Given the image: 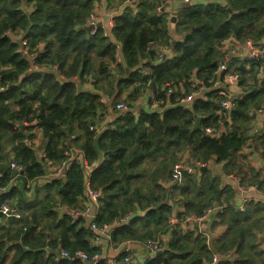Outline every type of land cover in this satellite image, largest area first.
<instances>
[{"label": "trees", "instance_id": "obj_1", "mask_svg": "<svg viewBox=\"0 0 264 264\" xmlns=\"http://www.w3.org/2000/svg\"><path fill=\"white\" fill-rule=\"evenodd\" d=\"M160 1L140 0L135 15L131 9L124 10L115 17L113 37H109L102 27L94 34L79 29L93 10V0H37L28 14L16 1L8 4L0 0L3 185L12 177L13 170L6 163L11 153L27 168L16 185L8 191L0 190V205L15 204L20 213L18 219H8V227H0V264L6 262L12 249V263L26 264H83L78 259H55L52 255L59 247L70 253L99 250L91 246V231L84 218L73 219L67 214L60 217L55 209L58 202L79 206L84 195L85 173L75 161L70 162L63 178L49 180L44 190L31 199L27 197V180L45 172V161L28 144L29 126L23 125L25 121H33L43 130L44 151L56 162L67 157L66 141L77 144L89 162H99L91 175V186L102 191L97 223L112 226L118 218L130 215L127 223L113 226V244L146 241L170 233L167 248L148 264H211L215 252L227 251H234L236 256L222 257L214 264H258L257 256L264 250L255 243L256 237L246 238V223L254 211L264 212V203L253 204L244 212L228 206L220 214L228 230L211 248L203 233L195 228L183 230L180 222L171 225L170 217L175 213L182 221L188 214L202 215L210 205L233 197V189L222 187L210 171H203L200 178L186 174L177 200L173 198L177 194L171 191L174 188L165 187L161 180L168 173L170 177L177 151L183 147L190 148L198 160L231 161L252 138L246 130L251 126L253 111L264 104V82L256 84L254 76L264 65V58L249 63L250 68L245 60L236 63L241 83L246 85L251 78L253 84L237 98L228 130L220 138H213L204 134V129L218 125L220 118L222 98L214 87L221 59L219 46L232 35L255 41L264 35V0H226L225 4L202 0L183 5L177 13L176 32L182 39L173 43L176 54L156 62L160 52L152 46L148 49V44L157 42L161 46L173 39L168 16L156 10ZM9 30L22 31L28 40L24 51L6 35ZM143 60H148L144 64L150 70L148 74L139 70ZM126 67L129 76L116 82L115 71L122 73ZM75 78L80 82L92 79L96 86L115 93V99L124 87L140 81L167 107L163 113L144 111L139 115L130 109L118 114L113 125L98 134L101 113L109 107L100 94L79 90ZM191 78L201 81L207 91L195 97L189 107L180 100L189 93ZM166 82L184 83L185 88L168 99L163 88ZM198 115L203 117L199 128L195 124ZM261 139L264 144V136ZM174 205L182 206V210L175 212ZM0 216H4L2 211ZM263 227L258 222V229ZM46 244L53 248L48 255ZM98 264L109 263L102 258Z\"/></svg>", "mask_w": 264, "mask_h": 264}, {"label": "crops", "instance_id": "obj_2", "mask_svg": "<svg viewBox=\"0 0 264 264\" xmlns=\"http://www.w3.org/2000/svg\"><path fill=\"white\" fill-rule=\"evenodd\" d=\"M12 1H16L19 9L22 10L23 13H27V14L33 11L37 4V0H7L8 4L11 3ZM200 1L202 0H193L192 3L199 4L201 3ZM209 1L220 2L224 4L226 3V0H209ZM178 2H179L178 0H161L160 2L157 3L158 4L156 8L157 12H163L168 16L169 31L174 40L173 39L170 40L171 42L170 44H165L161 46L159 44H156L157 42H153L155 40L153 39L150 40L151 42H153V45L148 44L149 46L148 49H151V46L153 48H158V51L162 54V56L161 55L157 56L155 60L156 62H159L160 60L163 61L164 59L168 57L175 56L176 53L173 48V45H174L173 43L176 40L182 39V36L179 34L176 38L174 37L172 26H171V17L173 16V14L178 13V10H179ZM202 2L207 3L208 1L203 0ZM139 3H140V0H135V1H131V0H93V10L91 11L90 15L86 17L85 25L80 26L79 29H85L88 32H91L86 27L90 26L89 19H90V16L93 14L97 17V23L99 24V27H102L104 29L105 34H108L109 37H113L112 31L115 26V17L117 15H120L126 9H131L134 15L137 14L138 9H139L138 8ZM158 7L162 9L159 10ZM163 7L165 8V10ZM6 35L12 40L14 39L17 41L20 47V51H24L27 48L28 40L24 37V34L22 33L21 30H17V31L9 30L6 32ZM262 39H264V35L256 42ZM42 46L43 44L40 45V48H42ZM146 61L148 60L141 61L139 70L148 74L150 70L148 67L144 65ZM147 70L148 72H146ZM128 76H129V69L126 67V69L122 73L120 72V70L115 71L114 78H115V81H117L119 78H127ZM254 77L256 78V80L254 81L256 84L260 85L261 82H264V65H262V67L260 68L256 76ZM248 80L249 81L246 82V85H243L240 79L237 81V83L230 82L228 85L230 86V88H232L236 92L237 97H241L243 93H245L253 84V81L251 80V78H249ZM77 81H78L77 87L79 90L81 91L86 90V91H91L96 94H100L101 101L104 102L105 105L109 107V111L104 112L105 111L104 110L101 113V120H99L97 124V126L99 127L98 128L96 127V131L98 134L101 133L104 129L108 128L109 126H112L113 121L115 120L118 114H121L130 109L134 111L136 115H139V113L144 112V111L145 112H152V111L157 112L158 111L159 113H163L164 109L167 107L166 104L162 105L163 104L162 101L157 100L155 96L152 95V92L149 90V87L140 81L138 83L130 84L127 87H124L121 95L118 97V98L120 97L123 98V100L121 101H117L118 98L115 99V95H116L115 93H112L109 90H105L103 87L96 86L92 79H87L84 82H80L79 79ZM189 82L191 83L189 93H184L182 99L185 97L186 94H190L191 92H194L196 94L195 96L196 98L201 95L204 96V93L207 91V89H205L206 87L203 86L201 81L191 78ZM183 87L185 88L184 83L175 84V83L166 82L163 85V88L167 93L168 99H169V96L172 95V93L178 92V89L183 88ZM2 89L3 87L0 84V90ZM170 89H172V91H170ZM109 98H112V100ZM182 99L180 100V102L183 103L184 105L189 106V107L193 105L194 99L192 101H184V102H182ZM118 102H125L126 104H128V108L126 110L115 109V105ZM263 107H264V104L262 105V108ZM220 109L218 110V115L220 117L218 119L219 121L218 125H208V126L215 127L218 130L219 132L218 138H220L221 135L224 132H226L228 128L232 125L231 112L224 113V112H221ZM252 116H253V119L251 122V126L246 130L248 134L252 136V138H250L246 142V144L237 153L234 154L233 159L231 161L219 162L216 159H212L209 162H205L202 160H198L192 156V151L188 147H183L177 151L178 157L176 161L172 164H175L174 166H176L177 164H181L183 166V169L180 172L179 178L175 180L172 178L173 169H174L172 168V172H170L171 173L170 177L168 178V175H169L168 173V175L163 180H161V183H163L165 187L174 188V189H171L173 193L177 194L176 196H173L174 199L178 200V198L180 197L179 190L181 186L183 185L184 175L186 174L193 175V176H196L197 178H200L203 171H210L214 176L218 177L222 187L229 186L233 189V197H230L228 200H225L221 203L212 204L209 207L225 205L226 207L225 209L227 210L228 206L229 207L233 206L232 208H235L238 211L244 212L248 208L253 206V204H258V203L263 204L264 203V144L261 139L262 136H264V113L260 112V109H257L253 111ZM199 118H201V120H200V123L198 124ZM202 119H203L202 116L198 115L196 117L195 119L196 127L198 128L201 127ZM27 133L29 136L27 139L28 144L35 150V152L39 155L40 158H44L42 157V155H40L41 152L44 151V144L46 143V138L44 136L43 130L36 125L30 124L27 130ZM204 134L210 137H213L210 134L206 133L205 129H204ZM69 144L75 150L81 151V154H78L77 156H73V153L70 151L72 154L71 161H75L77 164L80 165V162L84 161L82 158H85L84 152L78 147L74 146L73 142H69ZM64 151H66V149ZM9 158L10 157H8V159ZM42 160L45 161V163H43L44 164L43 168L45 169V172L42 175H38L33 179L35 184L33 185L32 188H28V190L25 189L26 195L30 199L35 196L37 191L42 190V189L44 190L45 186L49 182V180L44 179V177L48 173L52 172V168H53V176H54L53 179L55 178V175H54V172H56L55 167L61 162V160L59 162H56L55 160L51 159L48 156ZM85 160L87 159L85 158ZM94 162H96L97 164L99 163L98 161H94ZM201 164H203V166H201ZM187 165L194 166L195 167L194 172L192 173L188 172L185 168ZM64 176L65 174L62 175L60 178H63ZM5 190L8 191V189H5ZM97 190H100V189H97ZM80 199H81V202L79 206L81 204H84L86 206L85 209H83L82 211H84L85 213H88V216H87L88 218L82 217V216L74 217L71 214V209H74L75 207H78V206H67L65 204L58 202L55 209L58 211V215L60 217L67 214V215H70L73 219H77L81 217L84 218L85 226L89 229L88 227L90 223L89 218H91L94 214L96 215V218H97L98 212L100 210L101 197L98 198L97 201H92L91 199L87 198V196L85 195V191H84V195L81 196ZM9 205H10L9 208L7 209L5 208L2 209L0 206V211H2V213L4 214L3 217L0 216V227H8L9 226L8 219L10 218L18 219L20 216L18 207L15 204L14 205L9 204ZM62 205H64L68 209L62 208L61 207ZM173 208L175 212L177 210H182V206H179V205H174ZM224 212L225 210L223 212L217 211L209 215L204 222H197L191 227L203 233V235L208 238V242L210 243L211 248L213 246V243L217 241L222 235H224L226 231L228 230L227 224L222 222L221 217H220V214ZM262 216H264V212L260 210H256L247 219V221L252 220V222L246 221L247 231H248L246 238L250 240L253 237H256L255 243L258 245L260 249L264 250V227L262 229H258V222L264 225V218H262ZM129 217L128 219H125L124 217L118 218L115 221L114 225H119L121 223L122 224L127 223V221L129 220ZM259 218L261 219V221H259ZM121 219H125V220L118 222V220H121ZM179 224L181 225L180 227L183 230L190 229L189 227H185L182 222H180ZM114 225L113 224L112 226L109 224L103 225L107 228V235L109 236V238L104 237L102 241L95 242L92 240V237L90 236L91 246L98 248L99 249L98 251L101 253L102 257L106 259L107 261L113 258L118 259V257L127 249L129 250L130 253H132L133 262H134V263L132 262L133 264H148L159 253V251L156 252L155 254L151 252V250H149L144 245V241L127 240L119 244H113L111 242V230ZM159 238H161L163 242V245L161 248V250L163 251L167 248L168 240L170 238V233H163L161 237ZM47 245L49 244H46V246ZM45 247H44V250H45ZM61 249H65V248L59 247L55 249L54 252L56 253L57 251H60ZM77 250H75L74 252H76ZM14 254H15V250L12 249L4 264H26L25 262L12 263V258ZM227 254L229 255V257H226ZM46 255H48V253H46ZM216 255H219L220 258L224 257L227 259L234 258V256H236L234 251H227L225 253L215 252L214 256ZM52 256L55 259H60V256H56V255H52ZM257 260H258V264H264V254L257 256Z\"/></svg>", "mask_w": 264, "mask_h": 264}, {"label": "built area", "instance_id": "obj_3", "mask_svg": "<svg viewBox=\"0 0 264 264\" xmlns=\"http://www.w3.org/2000/svg\"><path fill=\"white\" fill-rule=\"evenodd\" d=\"M131 1H135V0H131ZM178 1H179L178 8H181L185 4L192 3L193 0H178ZM158 9L160 10L162 8L158 7ZM89 25L93 26L92 33H95L98 27V23H97V17L93 14L90 16ZM219 50L221 52V59L219 60V65L217 69L218 76L214 80V87L219 89V96L220 98H222V100H220L221 112L230 113L236 107L237 98H238L236 96V92L228 85L230 82L237 83V81L239 80V73L236 69V63L240 62V60H245L248 62L247 68H250L249 63L253 61L255 62L260 61L262 58H264V39L256 42L251 38H246L242 40L232 35L222 41L221 45L219 46ZM159 55L162 56L161 53H159ZM146 72H148V70ZM170 91H172V89H170ZM195 96L196 94L194 92H191L190 94H186L185 97L182 99V102L192 101L195 98ZM127 108H128V104H126L125 102H118L115 105V109L117 110H126ZM260 112L264 113V107L260 108ZM205 132L210 134L214 138H218L219 132L215 127L207 126L205 128ZM66 144L67 146L64 154L67 155V157L63 158L61 162L55 167V171H56L54 172L55 177L57 176L61 177L62 175L65 174L66 169L69 168L72 159L71 152L73 153V156H77L78 154H81V151L75 150L69 144V142H66ZM40 155H42V157L44 158L47 157V154L44 151L41 152ZM12 156L13 155H11V157L9 158L10 160L8 159L9 163L8 160L6 161L9 167H11V169L13 170L12 177L9 179V182H7L4 185H3V181H4L5 173L2 162L0 163V190L3 189L2 191H5L6 187L10 188L12 184H16L19 181L18 179L20 178L19 176L21 175L24 176L27 170L24 164L16 161ZM82 159L84 161L80 162V166L83 168L86 177L85 195L87 196V198L91 199L92 201H97L98 198H100L102 195L101 190L94 189L91 186L92 171L97 166V163L89 162L85 160V158ZM201 166H203V164H201ZM173 168L174 169H173L172 178L175 180L179 178L183 166L181 164H177ZM185 168L190 173L194 172L195 170V167L192 165H187ZM53 177L54 176H53V168H52V172L45 175L44 179L53 180ZM34 184H35L34 180L31 179V180H27L26 186L27 188H32ZM0 206L2 209L4 208L7 209L9 208L10 205L9 203L4 202ZM61 207L64 209L65 208L68 209L64 205H62ZM85 207L86 206L84 204H81L80 206L71 209V214L74 217L82 216L88 218L87 217L88 213L82 211L83 209H85ZM225 208H226L225 205L211 206L207 208L202 215L199 216L191 215V214L185 215L182 221H180L179 218H177V215L173 213L172 216L170 217L169 222L171 225H175L178 222H182L185 227L191 228L197 222H204L209 215L217 211L223 212ZM128 217L129 215L124 216L125 219H128ZM89 219H90V223L88 227L92 232L91 237L93 241L100 242L103 240L104 237L109 238V236L107 235V228L97 223L95 214ZM125 219L118 220V222H121L122 220ZM144 245L149 250H151V252L155 254L156 252L161 250L163 242L161 238L157 237L154 239H148L147 241L144 242ZM45 250L46 253L48 254L53 251L50 245H47L45 247ZM123 253H126V255L123 257L122 260L113 258L108 260V263L133 264L134 262H133L132 253H130L129 250L127 249ZM55 255L60 256V258L78 259L81 262H83V264H98L99 261L102 260L103 258L99 251L90 253L82 249H79L74 253H70L66 249H61L60 251H57ZM226 257H229V255L227 254ZM219 259H220L219 255L214 256L211 264L216 263Z\"/></svg>", "mask_w": 264, "mask_h": 264}, {"label": "water", "instance_id": "obj_4", "mask_svg": "<svg viewBox=\"0 0 264 264\" xmlns=\"http://www.w3.org/2000/svg\"><path fill=\"white\" fill-rule=\"evenodd\" d=\"M177 20H178V16L176 14H174L172 17H171V26H172V31H173V34H174V37L176 38L178 36V33L176 32V23H177ZM99 25V24H98ZM88 30H91L93 27L92 26H88L86 27ZM176 40V39H175ZM200 120L201 118L198 119V124L200 123ZM162 252V251H160Z\"/></svg>", "mask_w": 264, "mask_h": 264}, {"label": "clouds", "instance_id": "obj_5", "mask_svg": "<svg viewBox=\"0 0 264 264\" xmlns=\"http://www.w3.org/2000/svg\"><path fill=\"white\" fill-rule=\"evenodd\" d=\"M180 9V8H179ZM164 10H165V8H164ZM178 10V9H177ZM176 10V11H177ZM177 16H178V14L177 13H175ZM174 15V14H173ZM91 26V25H90ZM93 27V26H92ZM98 27H99V25H98ZM97 27V28H98ZM93 29V28H92ZM92 29L90 30L91 31V33H92ZM92 34H94V33H92ZM25 123H28V124H25ZM23 124L25 125V126H29L30 124H33V125H36V123H34L33 121H25V122H23ZM11 155H13L12 153L10 154V157H11ZM103 226V225H102ZM90 230V229H89ZM91 231V230H90ZM91 236H92V232H91ZM161 237V236H160ZM147 241V240H146ZM145 242V241H144ZM160 251H162V250H160ZM160 251H159V253H160Z\"/></svg>", "mask_w": 264, "mask_h": 264}, {"label": "rangeland", "instance_id": "obj_6", "mask_svg": "<svg viewBox=\"0 0 264 264\" xmlns=\"http://www.w3.org/2000/svg\"><path fill=\"white\" fill-rule=\"evenodd\" d=\"M116 82H117V81H116ZM109 99L112 100V98H109ZM121 100H123L122 97H120V98L117 99V101H121ZM112 110H113V109H112ZM95 126H96V125H95ZM93 128H94V127H93ZM72 137H74V136H72ZM73 144H74V143H73ZM75 145H77V144H74V146H75ZM64 153H65V151H64ZM62 159H63V158H62ZM62 159H61V160H62ZM9 160H10V159H9ZM9 160H8V163H9ZM6 189H10V188H9V187H6ZM27 190H28V189H27ZM57 204H58V203H57ZM128 215H129V214H128Z\"/></svg>", "mask_w": 264, "mask_h": 264}]
</instances>
